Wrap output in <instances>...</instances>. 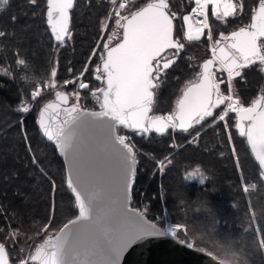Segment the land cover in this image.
<instances>
[{"label": "trees", "instance_id": "16d2710c", "mask_svg": "<svg viewBox=\"0 0 264 264\" xmlns=\"http://www.w3.org/2000/svg\"><path fill=\"white\" fill-rule=\"evenodd\" d=\"M146 2L150 0H134L136 6ZM255 3L244 0L243 14L225 20L211 13L214 41L220 33L229 34L249 23ZM169 5L176 14V37L185 47L157 89L153 113L157 116L174 110L185 85L197 77L203 62L212 58L207 33L197 41L183 39L186 26L182 17L189 15L192 1L169 0ZM111 7V0H76L71 33L64 45L47 27V0H8L0 8V32L4 33L0 36V243L12 264L27 259L47 234L55 233L78 214L66 184L65 164L37 125L39 110L52 95L35 100L31 93L39 87L44 90L55 70V84L72 96L78 93L81 108H99L92 92L102 87L95 73L104 57V40L111 38L113 44L119 39V35L103 34ZM134 10L131 3L123 14ZM117 18L111 19V24ZM20 60L24 64H19ZM218 74L226 79L224 72ZM243 77H236L233 86L241 103L249 106L264 90V72L256 64L244 69ZM78 82L88 88L77 87ZM222 88L225 90L226 84ZM22 106L29 111H20ZM220 114L218 110L187 133L170 131L148 137L118 129L120 135L132 138L129 143L136 151L138 176L132 207L164 229V214L170 223L186 225L187 235L180 231L177 236L196 249L223 253L217 241L224 236L237 250L226 257L231 264H244L245 260L247 264H264V248L260 247L264 239L262 171L247 140L237 135L235 113L225 122H216ZM197 168L200 173L189 177ZM49 223L46 234L42 226Z\"/></svg>", "mask_w": 264, "mask_h": 264}, {"label": "snow or ice", "instance_id": "6c2138e0", "mask_svg": "<svg viewBox=\"0 0 264 264\" xmlns=\"http://www.w3.org/2000/svg\"><path fill=\"white\" fill-rule=\"evenodd\" d=\"M129 2L136 10L127 15L115 12L119 17L117 28L122 31L117 43L103 46L106 56L102 57V68L96 69V79L103 86L92 95L100 111L82 109L78 93L69 106V96L56 92L55 101L47 103L39 113L44 135L71 158L72 171L67 183L74 193L78 214L53 234H47L50 223L42 226L47 235L35 247L34 254L20 264H121L124 253L139 241L165 235L176 237L180 231L187 235L186 225L173 224L164 229L129 206L136 151L126 136L118 134V128L141 135L152 131L164 133L169 128L188 131L224 105L219 119L235 113L239 135L246 137L260 169L264 170V90L249 106L241 103L238 96L226 94L235 92L233 81L236 77L244 78L245 68L258 64L264 72V0H256L249 23L227 35L219 34L212 58L205 60L197 77L185 85L174 110L159 116L152 114L155 90L185 45L175 35L176 14L170 11L169 0H150L145 6H136L134 0ZM111 3L119 9L128 7L122 0ZM194 3L192 14L182 17L186 26L183 39L187 41L200 40L205 29L207 38L213 39L209 10L220 20L243 14L245 7L244 0H194ZM7 4L8 0H0V6ZM72 7L73 0H47V22L57 41H63L68 33ZM217 70L227 73L226 81H218ZM51 77L50 86L54 88L55 70ZM221 83L226 84L225 90L221 89ZM79 87L88 85L80 82ZM31 95L36 99L41 93L35 90ZM19 110L26 113L29 108L22 106ZM160 163L163 167L164 161ZM197 173L198 168L188 176ZM217 243L223 253L207 250L206 254L214 264H231L226 257L235 255L237 250L227 237L220 236ZM188 247L193 245L189 243ZM260 247L264 248V239L260 240ZM0 264H9L3 243H0Z\"/></svg>", "mask_w": 264, "mask_h": 264}, {"label": "water", "instance_id": "95a60500", "mask_svg": "<svg viewBox=\"0 0 264 264\" xmlns=\"http://www.w3.org/2000/svg\"><path fill=\"white\" fill-rule=\"evenodd\" d=\"M75 3H76V0H73V7L69 10V23H68V33H67V35L64 37L63 41H57L55 39L58 43H61L63 45L65 44L66 40L69 38L70 33H71L72 11L74 10ZM46 23H47V27H48L49 31L51 32V34L55 38L54 34L52 33L51 27H50V25L47 22V14H46ZM174 24H175V35H176V23H175V20H174ZM114 44H111V45H114ZM183 50H184V48L181 50V52L179 53V55L182 53ZM174 51L175 50H170V52H174ZM104 56H106L105 50H104ZM177 59L178 58L176 57L175 63L177 62ZM102 63H103V61H101V64L99 66L101 68H102ZM252 66H254V65H252ZM252 66H250L249 68H245V69H250ZM216 68L218 69L219 68V65H216ZM169 69H167V70H169ZM216 73H222V72H220L219 70H217ZM95 75H97V72L95 73ZM100 82L102 83V81H100ZM102 86H103V84H102ZM160 86H161V84H160ZM155 91H156V96H155V103H154V106H153V112H152V114L154 113V107H155L156 99H157V90H155ZM62 93H65V94H67L69 96V106H70L71 105L70 95L68 93H66V92H62ZM55 98H56V94H55V97L53 99L49 100L48 102H46L45 104L42 105V107L39 110V113H40V111L43 109V107L47 103L54 102L55 101ZM222 106L223 105H221L218 108L214 109L213 116L215 115V113L218 110H220L222 108ZM84 110H87V109H84ZM87 111H100V107L98 109H96V110H87ZM39 113H38V118H37L38 128H39L42 136L45 138V140L55 146V148H56L59 156L62 158V160H63V162L65 164V169H66V184H67V187H68L67 181H68L69 175H70V173L72 171L71 163H70L71 158L65 156L61 152V150L57 147V145L55 144V142L49 140L44 135L43 130L40 128V125H39ZM212 117H207L205 119V121L201 122L200 124L194 125L192 128L188 129V131H183V130H181L179 128H176V129L169 128L164 133H156L155 131H152V132H149V133H145L143 135L149 137L151 134L154 133V134L159 135V136H164V135H167L170 131H173V130H175V131H177L179 133H187V132L192 131L195 127L202 126L208 119H210ZM118 129H117V132H118ZM123 129H125L128 133H131V134L137 133V134L141 135L137 131L130 130V129H126V128H123ZM235 130L237 132V135L239 137H241L239 135V131H238V129L236 127H235ZM241 138L246 139V137H241ZM249 147H250V145H249ZM253 157L255 159V155L254 154H253ZM255 161H256V159H255ZM256 162L259 165L258 161H256ZM261 171H262V173H264V170L261 169ZM137 176H138V163H137V159H136V164H135V177H134V182L132 184V189H131V193H130V203H129V206L130 207H132L133 201H134V195L133 194H134V188H135L136 182H137ZM261 177H262V179L264 181V175L261 174ZM68 189L71 191V189L69 187H68ZM72 194L74 195L73 192H72ZM145 218L148 221H150L152 223H155L154 221H152L151 219H149L146 215H145ZM156 225L158 227H160L158 224H156ZM6 251H7V249H6ZM34 251H35V249H34ZM34 251L31 254H34ZM9 264H12V262L10 260V256H9ZM121 264H214V262L211 260V257H209L206 254L205 251H200L199 249H196L194 247H188V244L186 242H184L182 239H180L178 236L173 237L171 235H165V236H160V237H149V238H146L143 241H139L136 244L132 245L124 253V256L121 259Z\"/></svg>", "mask_w": 264, "mask_h": 264}, {"label": "rangeland", "instance_id": "374dc122", "mask_svg": "<svg viewBox=\"0 0 264 264\" xmlns=\"http://www.w3.org/2000/svg\"><path fill=\"white\" fill-rule=\"evenodd\" d=\"M234 2H235V0H234ZM1 7H4V5L3 6H0V8ZM126 10V9H125ZM125 10L121 13L122 15H124L123 13L125 12ZM110 14V13H109ZM117 16H113L112 18L110 17V16H108V18H107V20L105 21V24H104V31H103V34H105L106 32H107V35H112V36H117V35H119L120 34V32H121V30L120 29H118L117 28V25H116V21H115V23L114 24H111V19H114V18H116ZM227 18H229V17H227ZM227 18H224V19H221V20H225V19H227ZM117 19H119V17L117 18ZM116 19V20H117ZM211 26V25H210ZM211 30H212V35H213V29H212V26H211ZM118 37V36H117ZM210 41V52H211V55H213L212 54V48H213V46H214V39H212V40H209ZM104 42H105V44H112V43H110V41H109V39H108V37L107 38H105V40H104ZM104 44V45H105ZM114 44V43H113ZM217 65H218V63H217ZM222 74V73H221ZM224 74L226 75L225 77H226V79H223V76L221 75L220 76V74H218V73H216V76H217V79H218V81H226L227 80V73L226 72H224ZM73 83V82H72ZM79 84H80V82H78L77 83V87H79ZM51 85V82H49V83H47L46 85H45V89L43 90L42 89V87H39L37 90H39L40 91V93H41V95L40 96H38V97H36V99L35 100H38L39 98H42L43 96H46V95H52V98L51 99H53L54 97H55V94H56V92H66V93H68V91L66 90V89H64V87H62V86H59V85H56L55 84V87L53 88V87H51L50 86ZM223 85H225V83H221V89L223 90ZM69 94V93H68ZM226 94H234L235 95V92L234 93H231V92H228V93H226ZM70 95V98H71V104L73 103V101H72V98H73V96L75 97V95H71V94H69ZM50 99V100H51ZM224 108H225V106H223L221 109H220V111H221V114H222V110H224ZM220 114V115H221ZM231 114V112L229 113V115ZM228 115V116H229ZM227 116V117H228ZM214 117V116H213ZM227 117H225V119L224 120H221V121H226V119H227ZM218 120H220L219 119V117L217 118V120H216V122L218 121ZM173 131H175V130H173ZM127 137V136H126ZM132 139V138H131ZM160 166H161V163H160ZM163 168V167H162ZM162 221V220H161ZM163 222V221H162ZM164 225H165V227L167 226V224H165L164 223ZM170 226V225H169ZM168 226V227H169ZM29 257V256H28Z\"/></svg>", "mask_w": 264, "mask_h": 264}, {"label": "built area", "instance_id": "2783aa9c", "mask_svg": "<svg viewBox=\"0 0 264 264\" xmlns=\"http://www.w3.org/2000/svg\"><path fill=\"white\" fill-rule=\"evenodd\" d=\"M191 1H192V3H193V7H195L194 0H191ZM122 2H124V3H126V4L128 5L127 8L130 7V4H131V3L129 2V0H122ZM127 8H125V9H127ZM125 9H119L118 6H114V5L112 4V7H111V9H110V14H109V16L112 18L113 16H115V12H116V11H120V12L122 13ZM191 14H192V13H191V11H190L189 15H191ZM210 14H211V10H209V25H211V23H210ZM200 19H203V17H200ZM210 27H211V26H210ZM207 31H208V30L205 29V33H207ZM127 138H128L129 141L131 140V138H130L129 136H127ZM161 220L163 221V223L167 224V226H166L165 229H167L169 225H170V226L173 225V224L170 223V221L168 220L166 214H164V216L161 218Z\"/></svg>", "mask_w": 264, "mask_h": 264}, {"label": "flooded vegetation", "instance_id": "af4514ba", "mask_svg": "<svg viewBox=\"0 0 264 264\" xmlns=\"http://www.w3.org/2000/svg\"><path fill=\"white\" fill-rule=\"evenodd\" d=\"M223 106H224V105H223ZM223 106H222V107H223Z\"/></svg>", "mask_w": 264, "mask_h": 264}, {"label": "bare ground", "instance_id": "6f19581e", "mask_svg": "<svg viewBox=\"0 0 264 264\" xmlns=\"http://www.w3.org/2000/svg\"><path fill=\"white\" fill-rule=\"evenodd\" d=\"M139 135V134H138Z\"/></svg>", "mask_w": 264, "mask_h": 264}]
</instances>
